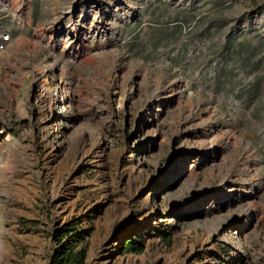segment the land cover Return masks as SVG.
Here are the masks:
<instances>
[{
	"label": "rangeland",
	"instance_id": "1",
	"mask_svg": "<svg viewBox=\"0 0 264 264\" xmlns=\"http://www.w3.org/2000/svg\"><path fill=\"white\" fill-rule=\"evenodd\" d=\"M122 2L119 44L77 68L29 53L65 4L0 6V264H48L73 219L85 264H264V0ZM194 111L200 139L233 134L213 159Z\"/></svg>",
	"mask_w": 264,
	"mask_h": 264
},
{
	"label": "bare ground",
	"instance_id": "2",
	"mask_svg": "<svg viewBox=\"0 0 264 264\" xmlns=\"http://www.w3.org/2000/svg\"><path fill=\"white\" fill-rule=\"evenodd\" d=\"M57 4H65L63 7L66 9L67 13L69 14V17H57L52 19L49 26L45 27L42 32H40V28L36 31L37 35L41 38V42H37V44H34V49L29 51V53L33 54H39L42 56L46 61H49L53 56L54 50H56L57 46L59 44L63 45V56H69L72 57L73 60L70 64V66L77 68L80 64L81 57L84 56L85 51L87 49H108L114 46H117L119 44V37L116 35L114 31H111L108 29V25H111L112 20L117 15L119 16V20L122 22L129 21L132 16L135 14L134 11L130 8L128 9L126 7L125 10H123V4L122 0H114L117 7H109L106 10H101L100 8H96L95 12H91L89 9L91 7L95 8L96 3H98L96 0H88V6H82L80 8L79 5L72 6L71 4L73 1L70 0H54ZM6 4L0 3V6L2 7H8V9L12 10L14 8H18L16 11V17H24L26 13V7L23 3H21V0H5ZM95 4V5H93ZM78 6V8H77ZM80 8V9H79ZM82 15V20L79 19V16ZM76 22H79V27L75 28L74 24ZM70 23V24H69ZM97 32L98 36H94V33ZM100 39H99V38ZM84 41H87L88 46L84 44ZM45 42L44 45L41 43ZM70 49L72 51H70ZM36 50V51H35ZM55 52V51H54ZM14 53V52H13ZM2 56L11 58L10 51H6L2 53ZM62 57V55H61ZM174 93H172V96L174 97ZM193 101V98L191 99ZM187 108V107H186ZM196 112V113H194ZM193 114L197 116L198 120L200 121L197 125H195L196 128H193L195 131V136L197 140V144L199 147L202 148L203 152L207 156L208 159H213L214 153L216 151L217 144L224 145L226 143V140L233 134L229 133L227 135H224L222 137H217L216 139H211L208 136H205L203 139L199 138L200 132L206 130L208 127H211L212 121L210 118H202L200 116L199 111H194ZM210 110H205L202 112L203 115H209ZM214 121H216V118H213ZM217 141V142H216ZM2 161V155L0 154V162ZM258 178H250L247 180L244 184L247 186H252ZM236 180L232 179L231 183L234 184ZM224 198H228L230 200H233L238 195H236L234 189H223ZM256 193V189L250 190L246 194L250 196L251 194ZM245 210L243 213L246 214ZM43 257V253H40V256L38 257L37 264H41V259ZM95 257V256H94ZM37 261V259H36Z\"/></svg>",
	"mask_w": 264,
	"mask_h": 264
},
{
	"label": "trees",
	"instance_id": "3",
	"mask_svg": "<svg viewBox=\"0 0 264 264\" xmlns=\"http://www.w3.org/2000/svg\"><path fill=\"white\" fill-rule=\"evenodd\" d=\"M89 231L73 219L63 224L54 234L53 240L57 245L50 256L48 264H85V255L81 245L86 240ZM129 248L139 253L142 246L134 241L128 243Z\"/></svg>",
	"mask_w": 264,
	"mask_h": 264
},
{
	"label": "built area",
	"instance_id": "4",
	"mask_svg": "<svg viewBox=\"0 0 264 264\" xmlns=\"http://www.w3.org/2000/svg\"><path fill=\"white\" fill-rule=\"evenodd\" d=\"M0 36H1V34H0ZM8 38H9V37L7 36L6 39H8Z\"/></svg>",
	"mask_w": 264,
	"mask_h": 264
}]
</instances>
